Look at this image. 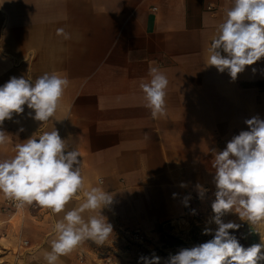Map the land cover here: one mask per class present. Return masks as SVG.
<instances>
[{
  "label": "crops",
  "instance_id": "crops-1",
  "mask_svg": "<svg viewBox=\"0 0 264 264\" xmlns=\"http://www.w3.org/2000/svg\"><path fill=\"white\" fill-rule=\"evenodd\" d=\"M229 7L231 0H0V86L11 77L35 80L44 73L70 81L47 123L35 121L25 105L24 113L0 125L9 137L0 145V160L55 128L80 152L84 190L113 194L101 210L113 228L107 241L130 228L194 224L185 201L190 192L199 195L197 185L216 188L215 153L249 130L246 120H264V57L235 80L207 65V49ZM58 28L71 39L58 36ZM150 66L169 81L167 114L159 119L144 106L139 87L150 80ZM4 199L0 194V228L7 234L1 251L22 264H46L63 213L27 206L13 218L3 211ZM214 200L215 194L200 196L205 216L195 222L213 232ZM221 219L242 222L235 212ZM99 246L85 241L58 264H80Z\"/></svg>",
  "mask_w": 264,
  "mask_h": 264
},
{
  "label": "clouds",
  "instance_id": "clouds-1",
  "mask_svg": "<svg viewBox=\"0 0 264 264\" xmlns=\"http://www.w3.org/2000/svg\"><path fill=\"white\" fill-rule=\"evenodd\" d=\"M58 36L71 39L64 28ZM207 65L228 71L233 80L246 66L264 57V0H231L223 22L216 28L207 49ZM223 53V54H222ZM150 80L142 82L145 107L153 119L167 114L166 96L169 81L161 69L149 67ZM70 81L67 76L44 73L35 80L11 77L0 86V125L22 114L24 106L34 112L35 121L47 123L55 116ZM247 131L234 136L223 151L215 153V200L212 210L218 225L213 238L171 257L170 264H262L264 236L261 243L243 247L230 230L240 225L225 223L221 217L235 212L251 225L264 223V120L245 121ZM23 131V129H20ZM0 130V145L8 142ZM82 161L78 150L62 139L58 130L33 135L15 146V155L0 160V194L15 207L37 206L53 214L63 213L53 228L50 250L44 253L46 264H58L85 241L103 245L113 232L101 210L113 201V194L99 187L84 190ZM102 183V181H101ZM182 187L184 185H181ZM199 195L206 190L197 185ZM82 192V196L80 193ZM73 200L82 201L71 209ZM85 212H98L85 218ZM211 233L210 229L205 234ZM145 259V264H159V257Z\"/></svg>",
  "mask_w": 264,
  "mask_h": 264
},
{
  "label": "rangeland",
  "instance_id": "rangeland-1",
  "mask_svg": "<svg viewBox=\"0 0 264 264\" xmlns=\"http://www.w3.org/2000/svg\"><path fill=\"white\" fill-rule=\"evenodd\" d=\"M241 221L239 229L247 235L248 239L255 235L257 244L261 243V236H264V223L251 225L247 221ZM132 230L134 229L130 228L114 234L112 241H106L99 246L98 251L81 258L80 264H145L143 258L151 260L153 257H159V264H170L171 257L181 250L191 249L205 243L214 235L213 231L205 234L206 228L202 229L195 223L188 224L187 222L180 227L166 224L150 231L141 230L139 239L127 233ZM1 249L0 245V264H22L14 253H4Z\"/></svg>",
  "mask_w": 264,
  "mask_h": 264
},
{
  "label": "built area",
  "instance_id": "built-area-1",
  "mask_svg": "<svg viewBox=\"0 0 264 264\" xmlns=\"http://www.w3.org/2000/svg\"><path fill=\"white\" fill-rule=\"evenodd\" d=\"M204 189L206 190L205 193L209 195L215 194L216 192L215 187L207 186ZM198 202H200V196L197 193L190 192L187 195V198L185 201V211H186L187 217L190 219V221H193L194 223L203 220L205 216V213L199 209ZM26 207L27 206L23 208H17L15 207L13 202L4 199L3 211L6 214H9L13 218L19 214H22L26 210ZM209 216H212L214 218L215 214L213 213V211L209 213ZM0 227H1V223H0ZM127 233H131L133 234L135 238L139 239L142 231L137 228L132 231H127ZM6 237H7L6 232L0 228V241L5 239ZM28 244H29L28 241H24L23 245L27 246Z\"/></svg>",
  "mask_w": 264,
  "mask_h": 264
},
{
  "label": "trees",
  "instance_id": "trees-1",
  "mask_svg": "<svg viewBox=\"0 0 264 264\" xmlns=\"http://www.w3.org/2000/svg\"><path fill=\"white\" fill-rule=\"evenodd\" d=\"M230 233L234 235L236 239L239 241V243L245 248L250 247L253 244H257V238L255 237V235H253L251 239H248L247 235L244 232H242L240 229L232 230L230 231Z\"/></svg>",
  "mask_w": 264,
  "mask_h": 264
}]
</instances>
